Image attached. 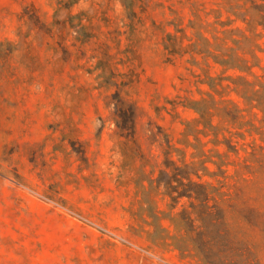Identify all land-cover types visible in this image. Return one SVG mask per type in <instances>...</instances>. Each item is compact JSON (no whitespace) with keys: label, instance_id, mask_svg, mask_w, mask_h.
I'll return each instance as SVG.
<instances>
[{"label":"rangeland","instance_id":"rangeland-1","mask_svg":"<svg viewBox=\"0 0 264 264\" xmlns=\"http://www.w3.org/2000/svg\"><path fill=\"white\" fill-rule=\"evenodd\" d=\"M222 1L0 0V264H212L151 242L131 170L143 163L155 182L159 170L192 162L182 133L196 115L183 106L207 88L163 40L169 23L186 28ZM258 183L247 191L261 200ZM150 199L168 212L161 189ZM245 239L258 244L250 264H264L260 238Z\"/></svg>","mask_w":264,"mask_h":264},{"label":"trees","instance_id":"trees-1","mask_svg":"<svg viewBox=\"0 0 264 264\" xmlns=\"http://www.w3.org/2000/svg\"><path fill=\"white\" fill-rule=\"evenodd\" d=\"M168 26L173 32L165 35L163 50L171 57L188 55L187 62L201 72L193 74L195 84L207 89H199L201 98L183 106L196 115L182 133L183 143L193 150L192 162L173 166L170 174L159 170L155 182L146 175L145 164L131 170L136 193L142 197L138 219L150 228L146 233L151 242L160 246L171 241L180 253L194 250L212 264H250L258 244L245 237L254 233L260 238L259 246L264 244V198H251L247 191L248 186L256 188L264 180V0H223L203 18L194 14L186 28L174 22ZM186 29L192 30V38ZM200 137L211 140L203 143ZM247 137L250 144L238 145L237 139ZM208 143L216 148L223 145L226 151L216 149L209 155L204 149ZM229 167H233L232 175H228ZM204 177H221L223 185L215 187L203 181ZM226 180H233L232 186ZM160 189L170 200L167 213L158 211L150 199ZM163 221L178 236L166 235ZM240 234L243 241L238 239Z\"/></svg>","mask_w":264,"mask_h":264}]
</instances>
